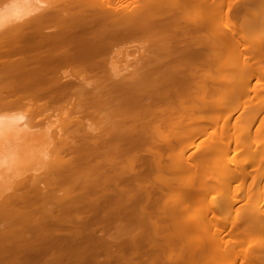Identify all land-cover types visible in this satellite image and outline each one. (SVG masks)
<instances>
[{
  "label": "bare ground",
  "instance_id": "1",
  "mask_svg": "<svg viewBox=\"0 0 264 264\" xmlns=\"http://www.w3.org/2000/svg\"><path fill=\"white\" fill-rule=\"evenodd\" d=\"M226 1L0 0V264H264V0Z\"/></svg>",
  "mask_w": 264,
  "mask_h": 264
},
{
  "label": "rangeland",
  "instance_id": "2",
  "mask_svg": "<svg viewBox=\"0 0 264 264\" xmlns=\"http://www.w3.org/2000/svg\"><path fill=\"white\" fill-rule=\"evenodd\" d=\"M222 3H223V8H225L227 1L226 0H223ZM193 13H195V11L194 10H190V14H193ZM232 21L236 22L234 18H232ZM239 22H240V20L237 21L236 25H238ZM241 26H243V25H241ZM189 105H191L189 107L190 109H194L193 106H192V104H191V102H190ZM82 106L83 105L81 103H79V102L77 103V100H75V99H72V100L66 101V102L52 103V104H47V103L45 104V101H34V100H29V99H22V100H20V101H18L16 103L15 111H19V112L25 113L33 121H37V122L38 121H44L46 124L47 123H50L52 121L59 122V120H60L61 117H65L68 114H71V115H73L75 117H77V116L79 117L80 116L81 122H82V124L85 127H98V126L102 125V122H103L104 116H105V112H101L100 109L99 108H96V107H86V108H83ZM218 112H219L218 106L215 109H211V111L208 110L206 112V116H207V120L206 121L208 122L211 119H213V117L215 116V114H217ZM205 124H206L205 121H201L200 122V126H202V127H203V125L206 126ZM39 128H40V126L37 127V129H39ZM173 136L174 135L170 131H163V132H161V134L156 135L155 138L161 140V139H164V138H172ZM200 140H201L200 137L187 138V139L184 140V143L185 142H188V141H193L194 144H198V142ZM38 147L39 146H37L36 149L39 152ZM196 149H197V145L195 147L189 149L187 151V153L192 152V151H196ZM177 152L178 151H175V153L172 156L173 158L176 156ZM27 155L28 154H25L23 156L25 158V160L22 161V163L20 164L21 165V169H19L20 174L23 173V172H24V174H21V175L19 174V176L16 177L17 179L22 178V176L26 177L25 175H27L26 174L27 172L30 173V174L33 173L32 172L33 169L35 170L34 172H36L35 174H38L37 169H35L34 167L40 166L41 164H39L37 162H39L40 159H41V161H43L42 160L43 158H40V157L37 158L36 155H33L31 153L29 154V156L31 158L29 156H27ZM32 156L33 157L36 156V157H34L35 158L34 160H38V161L34 162V164L37 163V165H34L32 163L33 162L32 161V159H33ZM28 158H30L29 160L33 164V167H32V164L28 163L29 160L28 161L26 160ZM48 158H46V159H48ZM43 164L44 163H42L41 168H42ZM30 167H31V169L32 168L33 169L31 170ZM44 169H45V165H44V168L41 169V171H43ZM29 170H31V172ZM41 171H39V174H40ZM2 172H3V174H6V171L5 170H3ZM19 172L18 171L15 172L16 173V176L18 175L17 173H19ZM9 173H10V171H9ZM160 174H161V178L160 179L159 178L157 179V182L158 183L163 182V179H165L167 176H170V177L175 176V174L172 175L170 173H167L164 169L161 171ZM0 175H1L0 177L2 178V176H3L2 173H0ZM189 178L194 181V183L192 185L194 187L197 184L198 176L195 175L193 172H189L188 171L184 175V178L179 179V183H181L185 179H189ZM215 185H216V180L212 181V184L207 185L206 188L205 187H199L198 190H196V191L197 192H201V191L204 192V191H206L207 193H209L210 191L213 190V194H214L215 193V189H216ZM11 191H12V189H9L6 192L8 193V192H11ZM178 194H179V189L169 188L168 186H166L163 189V195H164L163 197L166 198L167 204L173 205V204L178 203L179 202V199H180V198L177 197ZM212 204H213L212 201H209L207 203L208 206H210ZM190 206L191 207L193 206V201L192 200L190 202Z\"/></svg>",
  "mask_w": 264,
  "mask_h": 264
}]
</instances>
